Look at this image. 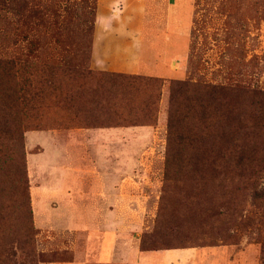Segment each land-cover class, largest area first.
<instances>
[{
    "label": "rangeland",
    "instance_id": "1",
    "mask_svg": "<svg viewBox=\"0 0 264 264\" xmlns=\"http://www.w3.org/2000/svg\"><path fill=\"white\" fill-rule=\"evenodd\" d=\"M26 3V7L19 9L16 1L9 3L8 0H0V51L7 47L6 50L12 55H19L26 50L27 40L33 38L42 45L39 51L44 46L48 47L47 51L38 54L37 60H61L64 57L55 45L57 41L67 45L80 44L85 53L84 64L92 72L97 71L90 67L87 58L97 15L96 0H26ZM33 10L38 11L39 18L33 14ZM99 14L104 17L107 11ZM100 21L97 23L99 27ZM174 63L176 66H173ZM138 73L160 77L166 82L192 76L193 81L200 78L211 84L239 82L251 89L264 90V0H147ZM166 106L167 88L164 85L154 125L92 130V133L102 134L98 139L79 144L74 138L85 137L82 133L85 129L69 122V116L65 113L53 110L46 117V122L41 124L45 128L21 126L24 130L20 137L16 135V139H2L0 250L9 232L8 227L21 230L24 226L26 214L23 205L27 206V203L23 194H28L32 210L31 195L35 199L52 191L69 196L86 193L89 176L86 173L96 168L104 172V159L110 164L123 166L124 157L119 153H110L113 138L109 135L116 131L127 134L133 131V139L127 144L132 148L125 164L127 171L116 172L118 176L124 174L127 177L126 184L120 188L121 193L128 196V202L122 204V208L132 209V215L127 216L124 227L132 230V234L139 239L138 246L144 241L146 246L151 247L153 240H156L158 247L197 248L211 240L215 245L201 248L216 250L213 256L216 260H228L220 263L214 261L213 264H262L260 243H264V168L253 181L257 198L251 200L248 197L250 189L247 190L240 215H233V219L242 220L243 224L230 231L227 240L213 236L208 238L203 233L205 230L192 227L194 196L191 192L186 195L187 205L167 206L168 201L185 200L184 192L174 190L172 183L165 181L163 176ZM36 121L32 119L33 123ZM62 138L74 140L66 150L59 145ZM120 140L124 143L126 139L121 136ZM19 150L23 165L15 167V161L21 157ZM23 177L27 181L24 193L18 189ZM50 183L57 184L51 189L47 187ZM195 198L198 199V196ZM226 219L223 217L221 222L225 223ZM32 227L36 229V235L35 229L31 232L34 235V250L43 263L49 259L67 261L72 258L67 249H58L57 244L47 247L38 244L39 229L34 222ZM155 230L161 231L162 239ZM85 236L78 234L77 238L81 240ZM68 237L64 239L65 242ZM181 252L174 250L172 258L168 260L180 258ZM32 254L16 259L17 264H43L32 261ZM204 255L203 252L198 254ZM180 261L183 264L185 260ZM196 261L203 260L198 257ZM148 264L159 262L153 258ZM192 264L195 263L192 261Z\"/></svg>",
    "mask_w": 264,
    "mask_h": 264
},
{
    "label": "trees",
    "instance_id": "2",
    "mask_svg": "<svg viewBox=\"0 0 264 264\" xmlns=\"http://www.w3.org/2000/svg\"><path fill=\"white\" fill-rule=\"evenodd\" d=\"M8 1H16L19 9L27 6L26 0ZM32 12L39 18L37 10ZM55 45L64 59L37 60L38 54L48 47L39 51L42 45L33 38L27 40L26 50L19 55H12L7 47L1 49L0 142L20 137L24 130L21 126L45 128L41 124L53 110L65 113L69 122L84 129L154 125L161 91L166 85L163 176L174 190L184 192L185 200L168 201L167 206L187 205L186 195L191 192L192 227L205 230L208 238L227 240L229 232L243 224L242 220L233 219V215H240L245 192L250 189L248 197L253 201L258 196L253 181L264 168V90L251 89L239 82L211 84L200 78L193 81L192 76L166 82L142 74L92 72L84 64L85 53L80 44L57 41ZM90 50L91 41L88 60ZM32 119L37 121L33 123ZM19 154L15 167L23 165L21 150ZM22 180L18 189L24 193L26 177ZM23 196L27 203L24 206L22 202L26 221L21 230L8 227L0 264H17L16 259L31 253L32 261L44 262L34 250L32 210L28 194ZM1 213L0 207V217ZM223 217L228 218L225 223L221 222ZM155 233L161 234L162 239L161 231ZM157 243L153 240L149 247L142 241L139 249H177L158 247ZM213 243L210 240L197 248ZM260 244L264 264V243Z\"/></svg>",
    "mask_w": 264,
    "mask_h": 264
},
{
    "label": "crops",
    "instance_id": "3",
    "mask_svg": "<svg viewBox=\"0 0 264 264\" xmlns=\"http://www.w3.org/2000/svg\"><path fill=\"white\" fill-rule=\"evenodd\" d=\"M146 6L147 0H96L97 15H95L89 58L92 69L139 74L140 43L143 37ZM109 10L111 12H108ZM105 11L107 15L104 17L99 14ZM99 20H101L100 27L97 24ZM173 66H176V63ZM92 130L97 129H85L82 132L85 137L78 136L74 140L82 144L89 139H98L102 133H92ZM132 134L133 131L129 134L116 131L109 135L113 138L110 153L111 155L118 153L122 155L124 158L121 165L123 166L110 164L104 159L106 162L103 166L104 172L93 168L94 171L90 170L86 173L89 175L86 193L69 196L52 191L51 194H44L35 199L30 194L33 222L39 229L38 244H45V247L57 244L58 249H67L72 254L70 260L43 264H148V261L153 258H156L159 264H182L181 259L185 260L183 264H192V261L196 264L198 257L203 260L197 262L198 264L228 261L216 260V257H213L216 255L214 254L216 250H206V248L164 251H141L139 249V239L132 234V230L124 227L127 223V216L132 215V209L122 208V204L128 202V196L122 194L120 188L126 184L127 177L124 174L118 176L116 172L117 170L123 173L127 171L125 164L132 153V148L127 144L132 141ZM121 136L126 139L124 143L120 140ZM74 140L62 138L59 145L66 150L68 144ZM56 184L46 185L52 189ZM78 234L86 236L79 240ZM67 237V242H65L64 239ZM174 250L182 251L183 256L179 254L180 258L175 257L173 261L168 260ZM201 252L205 255L198 256Z\"/></svg>",
    "mask_w": 264,
    "mask_h": 264
}]
</instances>
